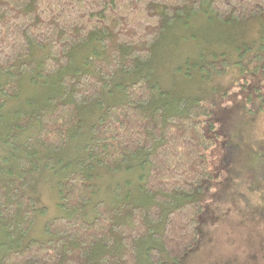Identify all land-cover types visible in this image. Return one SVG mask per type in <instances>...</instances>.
Wrapping results in <instances>:
<instances>
[{
	"label": "trees",
	"instance_id": "trees-1",
	"mask_svg": "<svg viewBox=\"0 0 264 264\" xmlns=\"http://www.w3.org/2000/svg\"><path fill=\"white\" fill-rule=\"evenodd\" d=\"M263 18L264 0H0V264H184L216 173L212 108L181 86L229 73L264 111ZM200 25L220 39L195 45ZM171 29L191 51L158 57Z\"/></svg>",
	"mask_w": 264,
	"mask_h": 264
},
{
	"label": "rangeland",
	"instance_id": "rangeland-1",
	"mask_svg": "<svg viewBox=\"0 0 264 264\" xmlns=\"http://www.w3.org/2000/svg\"><path fill=\"white\" fill-rule=\"evenodd\" d=\"M261 25L263 28L259 30H264V18ZM203 26L195 29L198 42L195 45L208 38L220 39L216 25ZM252 30L244 33L256 35L255 28ZM166 35V46L163 43L156 46L158 57L161 53L173 58L191 51L190 47L184 49L178 32L171 29ZM229 78V73L214 77L209 84L216 88L213 91H206L209 87L198 85L195 80L189 86H181L212 108L215 129L209 131L206 126V131L214 140L208 155L211 169L216 173L212 187L201 196L205 210L200 242L184 264H264V111L246 110L236 98L241 94L242 84L237 81L231 85ZM34 184L33 194L46 208L42 221L48 220L57 212L55 192L41 179H36Z\"/></svg>",
	"mask_w": 264,
	"mask_h": 264
}]
</instances>
